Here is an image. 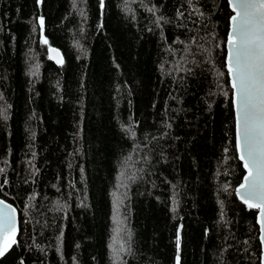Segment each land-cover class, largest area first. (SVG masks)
<instances>
[{"label": "trees", "instance_id": "obj_1", "mask_svg": "<svg viewBox=\"0 0 264 264\" xmlns=\"http://www.w3.org/2000/svg\"><path fill=\"white\" fill-rule=\"evenodd\" d=\"M232 14L0 0V198L19 215L0 264H176L179 226L180 264H262L257 209L235 191Z\"/></svg>", "mask_w": 264, "mask_h": 264}, {"label": "snow or ice", "instance_id": "obj_2", "mask_svg": "<svg viewBox=\"0 0 264 264\" xmlns=\"http://www.w3.org/2000/svg\"><path fill=\"white\" fill-rule=\"evenodd\" d=\"M41 2L37 0L38 4ZM230 3L235 15L230 18L227 67L237 110L236 148L247 169L244 182L235 191L249 208L259 209L261 244L264 245V0H230ZM100 5L103 8L104 0H100ZM39 25L43 34L42 16ZM41 43L47 44L48 41L42 37ZM49 51L59 55L56 49ZM57 62L63 63L62 58ZM0 116L6 118L2 110ZM14 211L8 205L0 208V257L16 243ZM180 246L178 228L176 264H180ZM120 250L123 251V247Z\"/></svg>", "mask_w": 264, "mask_h": 264}, {"label": "water", "instance_id": "obj_3", "mask_svg": "<svg viewBox=\"0 0 264 264\" xmlns=\"http://www.w3.org/2000/svg\"><path fill=\"white\" fill-rule=\"evenodd\" d=\"M228 2H229V6H230V8H231V10H232V12H233V9H232V5H231V3H230V0H228ZM233 15H235V13L233 12V14H232V16ZM231 16V17H232ZM230 17V18H231ZM230 30H231V19H230V28H229V31H228V33L230 32ZM228 40V39H227ZM226 50H227V52H226V67H227V57H228V51H229V47H228V43L226 42ZM49 49H56L55 47H53V46H50L49 48H48V55H49V57L51 56V57H54L52 60L53 61H55V62H57V60H59V59H61L62 58V54H61V52H59V50L58 49H56V52L57 53H59V55L57 56L56 55V53H53V52H50L49 51ZM58 63V62H57ZM227 71H228V67H227ZM229 79H230V85H231V87H232V82H231V77H230V75H229ZM232 101L234 100V90H233V88H232ZM233 109H234V117H235V139H236V135H237V110H236V106H235V104L233 103ZM237 149V148H236ZM240 155H241V153L240 152H238V156H239V160H240V162L242 163V166H243V168H244V170H245V174H243L244 176H243V179H242V182H241V184L244 182V177L247 175V169L244 167V161H242L241 159H240ZM240 184V185H241ZM239 185V186H240ZM239 186L237 187V188H239ZM237 194V193H236ZM238 196V195H237ZM238 198L240 199V201H242L241 200V198H240V196H238ZM0 201H3L4 203L3 204H0V208H3L5 205H8V206H11V208L12 209H14L15 211H14V213H13V216H14V219H15V225H16V236H17V234H18V231H19V215H18V211L15 209V206L14 205H12L11 203H9L8 201H6V200H4V199H2V198H0ZM243 202V201H242ZM254 209H257V223H258V227H259V240H260V243H261V235H262V233H261V226H260V223H259V217H260V212H259V209L258 208H254ZM179 229H181V226H179ZM15 236V237H16ZM261 250H262V254H261V263L262 264H264V245H262L261 244ZM1 258V257H0Z\"/></svg>", "mask_w": 264, "mask_h": 264}, {"label": "rangeland", "instance_id": "obj_4", "mask_svg": "<svg viewBox=\"0 0 264 264\" xmlns=\"http://www.w3.org/2000/svg\"><path fill=\"white\" fill-rule=\"evenodd\" d=\"M120 201L118 200H115V204L113 205L114 206V215H113V219H115V224L118 228L119 225H122V222H123V219L122 218V213H121V209H120ZM119 234L121 233V231H119Z\"/></svg>", "mask_w": 264, "mask_h": 264}]
</instances>
